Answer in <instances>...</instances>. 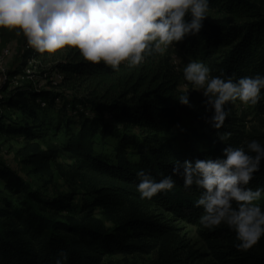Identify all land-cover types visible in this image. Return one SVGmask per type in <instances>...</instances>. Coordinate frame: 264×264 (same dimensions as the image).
Instances as JSON below:
<instances>
[{"label":"trees","instance_id":"1","mask_svg":"<svg viewBox=\"0 0 264 264\" xmlns=\"http://www.w3.org/2000/svg\"><path fill=\"white\" fill-rule=\"evenodd\" d=\"M208 16L197 36L182 41L186 54L209 67L213 77L264 76V0H210ZM28 46L26 64L53 58L64 83L77 90L73 102L64 107L71 105L70 112L78 116L67 119L62 143H51L47 137L54 123L42 114L48 106L57 107L60 95L5 85L9 94L3 102L23 114L26 123L16 128L0 115V134L25 135L26 163L51 180L55 160L69 158L68 170L58 168L72 191L46 195L0 163V264H56L62 251L67 254L63 264H106L115 255L155 251L159 264H182L185 245L171 225L174 218L198 227L213 258L208 264H264V237L244 251L236 247L240 242L226 224L213 230L202 226L204 210L196 206L202 190L195 185L185 189L182 178L174 177L171 191L151 199L141 198L136 187L141 169L159 181L172 174L176 160L215 159L222 156L223 148L246 149L252 140L264 144V133L249 129L245 120L230 114L218 131L231 135L221 142L217 130L205 122L212 113L206 112L204 96L189 92L192 108L179 103L177 98L187 93L179 90L182 75L160 53L147 56L139 66L124 62L113 70L103 62L86 61L76 48L48 54ZM41 99L47 101L46 107ZM255 113L264 116V89ZM60 131L59 122L55 132ZM97 137L115 140L112 155L97 150ZM248 187L264 188V161ZM80 189L90 197L78 205L75 198ZM259 205L264 210V202Z\"/></svg>","mask_w":264,"mask_h":264},{"label":"clouds","instance_id":"2","mask_svg":"<svg viewBox=\"0 0 264 264\" xmlns=\"http://www.w3.org/2000/svg\"><path fill=\"white\" fill-rule=\"evenodd\" d=\"M210 0H0V29L14 30L26 37L28 45L40 53L53 54L65 47L76 48L86 61L101 62L118 70L122 63L141 65L147 56L163 53L187 36H197L209 17ZM183 75L201 91L205 100V122L217 130L223 142L231 134L218 130L230 116L226 107L239 100L256 105L264 89V76L213 77L204 63L190 61ZM181 105L190 103L189 91L178 98ZM264 161V144L257 140L247 147L227 146L215 159L194 162L176 160L172 174L157 181L141 169L137 191L151 199L175 187L174 177L183 180L185 189L193 185L202 190L196 206L204 213L200 223L213 230L222 223L236 233L238 249L247 251L264 237V210L256 203L264 188L248 187ZM235 205V206H234ZM56 264L67 259L65 252Z\"/></svg>","mask_w":264,"mask_h":264},{"label":"rangeland","instance_id":"3","mask_svg":"<svg viewBox=\"0 0 264 264\" xmlns=\"http://www.w3.org/2000/svg\"><path fill=\"white\" fill-rule=\"evenodd\" d=\"M0 54L4 48L11 50V54L4 59V66L7 70L14 75H22L25 79L14 78V84L9 82L6 86L21 85L31 86L34 89L41 91L48 90L52 93L59 94L57 98V107L48 106L43 111V119L47 122H53L54 125L50 128V135L47 140L51 143H62L65 137V124L69 117H77V112H70L72 110L71 105H68L67 110L65 104H71L75 99L77 90L67 86L63 79L60 78L59 72L54 69L53 58L43 62H28L25 63L24 54L28 49V43L26 37L21 33L17 35L14 30L0 29ZM162 57L168 58L175 69L182 75L179 90L181 92H195L201 96L203 93L197 90H191L192 85L187 82L183 75L184 66L190 61H196L190 58L182 42L175 44V47H168L163 53H160ZM2 81L0 73V82ZM11 84V85H10ZM19 85V84H18ZM6 87V88H7ZM3 98L0 99V115L5 117L6 122L13 127H21L23 123H26V118L18 111L11 110L6 107L3 102L4 97H8L9 92L5 89L1 90ZM88 115H93L89 108L84 106H77ZM230 109V114L245 120L249 129L256 128L264 133V116H258L255 113V105H245L239 100L230 102L226 105ZM108 117V116H106ZM110 119V117H108ZM62 125V131L55 132V126L58 123ZM46 125L44 126V129ZM75 130H78L76 128ZM27 139L25 135H18L16 133L0 134V163L6 164L8 167L14 169L20 176H22L33 188L40 190L46 195H57L59 193H69L72 191V185L67 178L61 173L58 165H62L64 170H68V162H71L66 156H60L55 160L54 169L55 177L51 180L49 177L42 176L33 170V167L26 163L23 155V148ZM97 150L103 155H112L115 140L111 137L101 139L97 137ZM0 185H3V180L0 179ZM86 189H80L77 196L76 204L80 205L81 199L89 198ZM264 202V195L256 203L260 204ZM171 225L176 227V232L183 240L185 247L181 249L183 263L182 264H208L212 262V256L207 243L201 238L198 227L191 222H187L183 219L174 218L170 221ZM112 262H118V264H159L157 251L150 254H136V255H115L109 257L106 260V264Z\"/></svg>","mask_w":264,"mask_h":264},{"label":"built area","instance_id":"4","mask_svg":"<svg viewBox=\"0 0 264 264\" xmlns=\"http://www.w3.org/2000/svg\"><path fill=\"white\" fill-rule=\"evenodd\" d=\"M0 37H1V31H0ZM28 48H29V46H27ZM11 54V50L10 49H8V48H4L3 50H2V52H1V54H0V73H1V77H2V81L0 82V99H2L3 98V95H2V93H1V90L3 89V87L5 86V85H7L9 82H12L11 84H14V78H22V79H25V77L24 76H22V75H19V77H17L18 75H14V78L12 79V77H13V74H11L8 70H7V68L4 66V59L6 58V57H8L9 55ZM30 62H34V61H30ZM58 71V70H57ZM59 72V71H58ZM12 76V77H11ZM59 76H60V78L61 79H63V74L61 73V72H59ZM10 84V85H11ZM18 84L19 85H21L20 83H17L16 82V85L18 86ZM11 86H13V85H11ZM15 86V85H14ZM39 102L41 103V105L43 106V107H46L47 105H48V103H47V101H45V100H43V99H41V100H39Z\"/></svg>","mask_w":264,"mask_h":264}]
</instances>
